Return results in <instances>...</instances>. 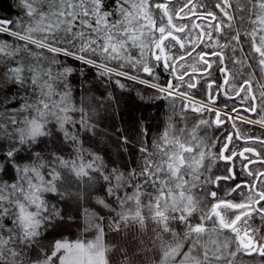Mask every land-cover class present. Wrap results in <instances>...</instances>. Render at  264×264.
Instances as JSON below:
<instances>
[{
	"label": "snow or ice",
	"instance_id": "obj_1",
	"mask_svg": "<svg viewBox=\"0 0 264 264\" xmlns=\"http://www.w3.org/2000/svg\"><path fill=\"white\" fill-rule=\"evenodd\" d=\"M14 6L0 264H264V0ZM115 89L157 111L113 152L93 145Z\"/></svg>",
	"mask_w": 264,
	"mask_h": 264
},
{
	"label": "trees",
	"instance_id": "obj_2",
	"mask_svg": "<svg viewBox=\"0 0 264 264\" xmlns=\"http://www.w3.org/2000/svg\"><path fill=\"white\" fill-rule=\"evenodd\" d=\"M15 0H0V19H15L17 9L14 6ZM136 91L143 92L142 86L136 85ZM119 101V109L117 115L116 127H113L112 121H102L99 124L98 131L94 137V147L98 146L99 149H111L116 151V144L112 137L117 134V128L126 130L125 134L129 131H135L137 125L143 121L145 123L155 122L151 120L157 109L141 104L137 101L135 92H126L123 90L115 89L113 93Z\"/></svg>",
	"mask_w": 264,
	"mask_h": 264
},
{
	"label": "flooded vegetation",
	"instance_id": "obj_3",
	"mask_svg": "<svg viewBox=\"0 0 264 264\" xmlns=\"http://www.w3.org/2000/svg\"><path fill=\"white\" fill-rule=\"evenodd\" d=\"M254 131H257V133L259 134V130L258 129H253ZM243 146H245L244 144H243V142H239V147L240 148H242ZM238 150H239V148H238ZM237 163L239 164V161H237ZM239 174V173H238Z\"/></svg>",
	"mask_w": 264,
	"mask_h": 264
}]
</instances>
